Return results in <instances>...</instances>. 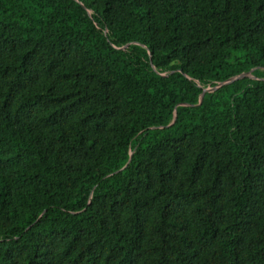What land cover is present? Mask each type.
<instances>
[{
    "label": "trees",
    "instance_id": "obj_1",
    "mask_svg": "<svg viewBox=\"0 0 264 264\" xmlns=\"http://www.w3.org/2000/svg\"><path fill=\"white\" fill-rule=\"evenodd\" d=\"M0 264H264V0H0Z\"/></svg>",
    "mask_w": 264,
    "mask_h": 264
},
{
    "label": "water",
    "instance_id": "obj_2",
    "mask_svg": "<svg viewBox=\"0 0 264 264\" xmlns=\"http://www.w3.org/2000/svg\"><path fill=\"white\" fill-rule=\"evenodd\" d=\"M252 73H253V71H250V72H247V73H243V74H240L239 76H237L235 78H231V79L226 80L225 82L218 83L216 87H209V88L204 89L203 93L200 96V100H199V104L198 105H201L203 103V100H204V97H205L206 93L215 92V91L219 90L220 88H222L225 85L233 84L234 82L239 81V80H243L246 77L255 78V76H253ZM182 106H187V104H182ZM176 117H177V115H175V118H174L173 122L169 126H172L173 124H175L176 119H177Z\"/></svg>",
    "mask_w": 264,
    "mask_h": 264
}]
</instances>
